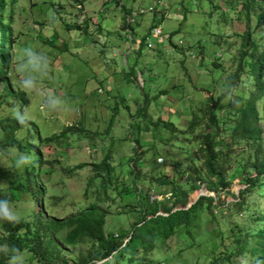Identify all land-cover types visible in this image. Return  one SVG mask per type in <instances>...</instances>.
I'll return each instance as SVG.
<instances>
[{
    "label": "rangeland",
    "instance_id": "obj_1",
    "mask_svg": "<svg viewBox=\"0 0 264 264\" xmlns=\"http://www.w3.org/2000/svg\"><path fill=\"white\" fill-rule=\"evenodd\" d=\"M157 5L163 6L162 15L154 12ZM262 10L263 0H4L0 28L12 43L7 80L0 82V123L17 105L30 120L9 137L0 127V196L13 197L22 221L37 206L42 218H62L95 204L105 213L104 231H112L116 241L117 231L132 234L127 264H249L248 255L234 251L242 235L237 228L256 223L248 207L235 201L244 174L253 173L250 158L264 141V67L258 68L264 64V22L257 21ZM127 15L131 33L121 27ZM152 23L160 26V39L147 34ZM91 24L101 29H90ZM244 41L248 46L241 55ZM25 48L49 58L41 87L67 110L48 113L40 96L19 88L16 61ZM234 71L231 84L226 76ZM258 91L260 134L250 142L233 127L237 107ZM209 105L215 122L207 127ZM69 124L72 128L59 134ZM205 130L222 150L215 166L229 181L226 192L206 188L213 179L198 151ZM106 152L113 169L102 187L91 177L90 164ZM17 153L34 160L28 168L35 177L26 190L19 186L25 184L26 167H14ZM195 175L198 187L189 189ZM35 188L42 192L31 194ZM178 190L185 193L183 202ZM199 190L214 197L212 215L202 199L172 216L171 231L172 217L134 228L143 221L146 198L159 200L157 212L165 214L164 206L187 207ZM247 201L255 207L258 200L249 194ZM63 233L43 234L34 258L20 250L24 264H37L41 253L49 264H77L93 247L89 239L67 244ZM0 240L8 264L13 252L1 221Z\"/></svg>",
    "mask_w": 264,
    "mask_h": 264
},
{
    "label": "trees",
    "instance_id": "obj_2",
    "mask_svg": "<svg viewBox=\"0 0 264 264\" xmlns=\"http://www.w3.org/2000/svg\"><path fill=\"white\" fill-rule=\"evenodd\" d=\"M264 1V0H263ZM4 0H0V12L3 7ZM258 23L264 22V10L257 14ZM1 19V13H0ZM79 26L78 24H76ZM123 23L121 27H123ZM152 25V24H151ZM246 41V40H245ZM243 42L245 45L240 50V54L243 55L245 50L247 49L248 42ZM12 40L10 37L7 39L4 35L3 29L0 28V82H6L7 80V70L9 54H10V46ZM264 61V60H263ZM239 65H237V68ZM264 67L263 62H260L258 66L259 71H262ZM234 73H230L226 76V79L230 80L231 84L235 82L233 76ZM261 73L257 75L260 78ZM260 91L249 94L245 104H240L238 109V116L236 118V123L234 124V131L242 139L249 140L250 142L256 141L260 134V128L257 125L258 119V110L255 105V101L260 96ZM24 99V94L21 93L20 104ZM213 105H209L208 113H209V122L206 124L209 127L213 122L212 114ZM193 115L191 116V118ZM190 118V119H191ZM212 119V120H211ZM4 120V121H3ZM14 115L9 117L7 114L3 116L2 122L0 123V127L3 129L4 135L9 137L14 131L20 127L18 122H14ZM190 120L189 127H193L194 121L191 123ZM71 124L66 125L63 130L61 129V133L66 130L71 129ZM54 136L55 134H51ZM262 150L258 153L252 154L250 158V165L253 169V173L246 172L244 174V186L237 194V200L235 201L239 206L245 205L248 207L249 216L254 219L256 226L247 228L242 230L241 228H237L239 231H242V235L238 236L239 241L235 245V253H245L249 257V264H264V141L262 143ZM218 143L215 142V139L210 137L207 130L202 132L200 141L198 143V151L201 152L202 155V164L204 166L205 173L212 177L213 180L207 182L206 188L209 190L215 191H223L227 190L224 187L229 183L226 179L224 173L220 170V168L215 166V160L220 157L222 154V150L217 146ZM139 158L138 153L133 157L134 161ZM131 166V170H132ZM113 165L109 160V155L106 152L101 159L97 162H92L90 164V171L92 172L91 177L99 178V185H106V182H109V178L107 175L112 171ZM32 168L26 167L25 180L24 182H20L19 185L21 190H26L29 186V183L35 177L34 172L32 173ZM137 168L133 169V175L136 173ZM197 175L192 177V183L190 184L189 189L197 188L198 184L195 183V180L199 177ZM28 183V185H27ZM42 192V189L35 188L31 191V194L36 195ZM178 192H180L178 190ZM180 196L177 197L181 202L184 201L185 193L180 192ZM249 194H252L257 198V202H255V207L250 206L252 203L247 201V197ZM213 196L208 194H200L196 197V199L191 202L187 207H178L171 210V207L164 206L166 213L161 214L157 212V208L159 205V200H149L146 198V205L144 206L141 212V216L143 221L140 223H136L134 228L140 226L144 222L151 220L153 218H161L168 219L170 217L177 216L176 214L180 211H188L193 209L196 204H198L202 199H206V209L210 213L212 212V200ZM0 199H7L10 202L13 197L10 194H6L4 196H0ZM36 200V199H35ZM38 201V200H36ZM261 202V203H260ZM37 203V202H36ZM40 203V201H39ZM150 205V206H149ZM149 206L148 210L147 207ZM33 210V212L26 218L25 220H21L20 223L13 224L8 223L6 221H1L2 228L7 232L8 238V248L9 252L12 253L13 249H18L19 251L26 248L30 251V257L34 258L37 253H39L40 242H42L43 234L49 232H56L63 230L64 233L62 235L63 242L67 244H74L77 242H81L84 239H89L91 242V246H93L88 252L82 255L77 264H127L129 256H127V250L129 245L132 242V234L128 235L126 232H119V240L116 241L114 237V233L112 231H104L103 225L105 222V213L103 210L98 209L97 206L93 203H89L84 209L80 210L78 213L73 215H68L62 218H54L47 217L42 218L40 216V208ZM254 208V209H253ZM148 211V212H146ZM157 212V213H156ZM149 213V216L146 217V214ZM212 215V213H211ZM178 217V216H177ZM174 217L168 223V231H171L174 225ZM232 230V228H231ZM232 232H234L232 230ZM231 232V234H232ZM116 234V233H115ZM126 237L124 241L121 239ZM2 239V238H1ZM1 242V240H0ZM47 243L48 240H47ZM148 244L147 246H149ZM4 257L2 253H0V264L4 263ZM102 258H106L103 261H98ZM37 264H49L47 257L42 253L40 259Z\"/></svg>",
    "mask_w": 264,
    "mask_h": 264
},
{
    "label": "clouds",
    "instance_id": "obj_3",
    "mask_svg": "<svg viewBox=\"0 0 264 264\" xmlns=\"http://www.w3.org/2000/svg\"><path fill=\"white\" fill-rule=\"evenodd\" d=\"M16 73L19 76L18 86L26 94L38 95L43 101L46 112L51 113L60 109L67 110L63 102L55 96L49 95L41 87L42 80L47 78L50 72L49 58L33 48H25L16 61ZM231 99V98H230ZM234 104H238V100H232ZM14 118L17 122L24 126H29L30 116L25 109L23 112L17 105L13 109ZM34 164L33 157L27 153H17L15 157L14 167L23 170L25 167ZM23 219L16 207L7 199H0V220L8 223L17 224ZM7 248V245L3 246ZM13 255L9 259L8 264H24L23 253L18 249L12 250Z\"/></svg>",
    "mask_w": 264,
    "mask_h": 264
},
{
    "label": "built area",
    "instance_id": "obj_4",
    "mask_svg": "<svg viewBox=\"0 0 264 264\" xmlns=\"http://www.w3.org/2000/svg\"><path fill=\"white\" fill-rule=\"evenodd\" d=\"M162 7L163 6H161V5H157V6H154V7H152L153 8V10H154V12L155 13H159L160 15H162L164 12L162 11ZM139 11H144V9H142V8H140L139 9ZM162 13V14H161ZM128 20H129V17H128V15L126 16V23L128 22ZM96 27H98V25L97 24H91V26H90V29H94V28H96ZM147 34L148 35H150L151 37H154V38H156V39H160V35H161V29H160V26L158 25V24H152V25H150V27L148 28V32H147ZM127 38H131L130 37V35H128V37ZM145 45L147 46V47H150V46H152V43L150 42V40H146L145 41Z\"/></svg>",
    "mask_w": 264,
    "mask_h": 264
},
{
    "label": "crops",
    "instance_id": "obj_5",
    "mask_svg": "<svg viewBox=\"0 0 264 264\" xmlns=\"http://www.w3.org/2000/svg\"><path fill=\"white\" fill-rule=\"evenodd\" d=\"M77 23H78V22H77ZM77 23H76V24H77ZM123 24H124V25H123L122 28H123L124 30H128V29H129V32L131 33V27H130V25H129V21H128L127 23L124 21ZM152 24H153V23H152ZM121 25H122V24H121ZM87 26H88V24L86 23V27H87ZM86 27H84L83 30H85ZM100 27H101V25L98 24V27H96V28L98 29V28H100ZM96 28H95L94 30H96ZM100 29H101V28H100ZM128 35H129V34H128ZM129 43H130V39H128V44H129Z\"/></svg>",
    "mask_w": 264,
    "mask_h": 264
},
{
    "label": "water",
    "instance_id": "obj_6",
    "mask_svg": "<svg viewBox=\"0 0 264 264\" xmlns=\"http://www.w3.org/2000/svg\"><path fill=\"white\" fill-rule=\"evenodd\" d=\"M199 194H202V191L199 190ZM197 196H198V194L195 196V198H193V200H192L191 202H193V201L196 199ZM191 202H190V203H191ZM190 203H189V204H190ZM189 204H188V205H189Z\"/></svg>",
    "mask_w": 264,
    "mask_h": 264
}]
</instances>
